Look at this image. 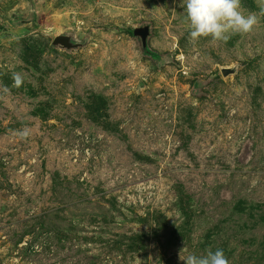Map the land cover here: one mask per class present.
Wrapping results in <instances>:
<instances>
[{
	"label": "rangeland",
	"instance_id": "obj_1",
	"mask_svg": "<svg viewBox=\"0 0 264 264\" xmlns=\"http://www.w3.org/2000/svg\"><path fill=\"white\" fill-rule=\"evenodd\" d=\"M36 4L0 0V264H264V17L189 44L182 0Z\"/></svg>",
	"mask_w": 264,
	"mask_h": 264
},
{
	"label": "clouds",
	"instance_id": "obj_2",
	"mask_svg": "<svg viewBox=\"0 0 264 264\" xmlns=\"http://www.w3.org/2000/svg\"><path fill=\"white\" fill-rule=\"evenodd\" d=\"M258 12L245 15L241 0H182L185 22L188 25V42L195 44L201 38H211L213 42H227L233 35L250 34L260 19L264 17V0H256ZM12 87L19 88L23 84V76L19 72L12 73ZM5 87L0 99L9 94ZM14 134L21 140L31 136V129L25 125L14 130ZM184 248L180 252L182 264H230L223 249L207 250L205 255L190 254L183 256Z\"/></svg>",
	"mask_w": 264,
	"mask_h": 264
},
{
	"label": "water",
	"instance_id": "obj_3",
	"mask_svg": "<svg viewBox=\"0 0 264 264\" xmlns=\"http://www.w3.org/2000/svg\"><path fill=\"white\" fill-rule=\"evenodd\" d=\"M30 8H29V13L27 16H25L21 12L13 11L11 13V16L9 18L10 22L14 25H19L25 22H30L36 20L38 16V10H37V4L36 0H29ZM150 25L149 24H143V25H135L133 27V35L137 38L140 39L142 47L145 51H148V45L147 41L150 35ZM53 46L63 48V49H70V48H75L82 43L80 41L75 40V35L72 33H62L60 32L57 34L53 41H52ZM239 68L238 64H235L233 66H223L222 67V73L225 76H229L231 74H234L237 72Z\"/></svg>",
	"mask_w": 264,
	"mask_h": 264
},
{
	"label": "trees",
	"instance_id": "obj_4",
	"mask_svg": "<svg viewBox=\"0 0 264 264\" xmlns=\"http://www.w3.org/2000/svg\"><path fill=\"white\" fill-rule=\"evenodd\" d=\"M133 30V29H132ZM147 53L151 54L154 58L158 59V60H165L167 58L168 55H161L155 52H151V51H146Z\"/></svg>",
	"mask_w": 264,
	"mask_h": 264
},
{
	"label": "flooded vegetation",
	"instance_id": "obj_5",
	"mask_svg": "<svg viewBox=\"0 0 264 264\" xmlns=\"http://www.w3.org/2000/svg\"><path fill=\"white\" fill-rule=\"evenodd\" d=\"M75 40H76V38H75Z\"/></svg>",
	"mask_w": 264,
	"mask_h": 264
}]
</instances>
